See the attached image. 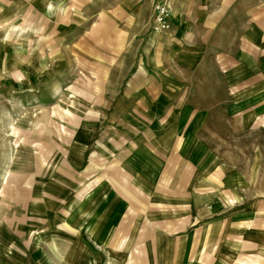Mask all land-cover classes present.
<instances>
[{
	"label": "rangeland",
	"instance_id": "rangeland-1",
	"mask_svg": "<svg viewBox=\"0 0 264 264\" xmlns=\"http://www.w3.org/2000/svg\"><path fill=\"white\" fill-rule=\"evenodd\" d=\"M151 1L0 2V264H264V0Z\"/></svg>",
	"mask_w": 264,
	"mask_h": 264
},
{
	"label": "crops",
	"instance_id": "crops-1",
	"mask_svg": "<svg viewBox=\"0 0 264 264\" xmlns=\"http://www.w3.org/2000/svg\"><path fill=\"white\" fill-rule=\"evenodd\" d=\"M5 0H0V2ZM93 6L98 7L100 10H105L104 13H110L113 11H116L118 9V6L120 10L122 11H131L132 8L134 9V12H132L133 15H138L139 12L142 10H148L149 14L151 13V6L152 1L151 0H144L143 2H140L141 0H126L122 1L121 3L118 2V0L112 1V0H92ZM108 1V2H107ZM227 1H224V3ZM228 3V2H227ZM76 14H77V27H79V14H81L84 11L85 7V0H76ZM51 11V8H50ZM101 12V11H100ZM111 20V17L109 18ZM83 20V19H82Z\"/></svg>",
	"mask_w": 264,
	"mask_h": 264
},
{
	"label": "built area",
	"instance_id": "built-area-1",
	"mask_svg": "<svg viewBox=\"0 0 264 264\" xmlns=\"http://www.w3.org/2000/svg\"><path fill=\"white\" fill-rule=\"evenodd\" d=\"M155 31L167 30L168 29V18L170 16V9L166 6H155Z\"/></svg>",
	"mask_w": 264,
	"mask_h": 264
},
{
	"label": "clouds",
	"instance_id": "clouds-1",
	"mask_svg": "<svg viewBox=\"0 0 264 264\" xmlns=\"http://www.w3.org/2000/svg\"><path fill=\"white\" fill-rule=\"evenodd\" d=\"M17 31H19V28H17ZM3 39L6 41L8 39L7 35Z\"/></svg>",
	"mask_w": 264,
	"mask_h": 264
}]
</instances>
